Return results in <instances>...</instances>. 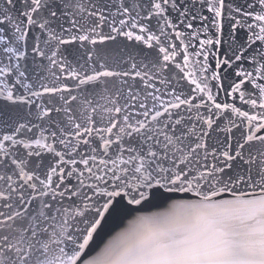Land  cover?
<instances>
[{"label": "snow or ice", "instance_id": "snow-or-ice-1", "mask_svg": "<svg viewBox=\"0 0 264 264\" xmlns=\"http://www.w3.org/2000/svg\"><path fill=\"white\" fill-rule=\"evenodd\" d=\"M0 264H264V0H0Z\"/></svg>", "mask_w": 264, "mask_h": 264}, {"label": "water", "instance_id": "water-1", "mask_svg": "<svg viewBox=\"0 0 264 264\" xmlns=\"http://www.w3.org/2000/svg\"><path fill=\"white\" fill-rule=\"evenodd\" d=\"M108 2V0H83V3L90 4V3H97L98 5L102 6L103 3ZM236 2L238 3H243L244 0H236ZM111 4L114 5L115 4V0H111ZM114 10V8H113ZM224 30H225V34H227L228 30H229V24L228 22H225V26H224ZM247 35V31L246 29H239L238 30V36L239 39L241 41H243L246 38ZM121 41L123 40V38H119ZM111 44L114 45V50L119 51L123 48V45H116L115 42H109ZM67 47V52L66 55L68 57L69 61L73 62V65L76 64L78 58L81 56L83 50L82 49H77L75 46H66ZM127 51H131L134 54H137V60L138 61H143L144 63H149V61L152 59L153 55H154V50L152 49H146V48H142V46L140 45H135L133 46L132 44L129 45V48L127 49ZM211 61V57L209 58ZM80 62L82 63L83 61L80 60ZM79 70V69H78ZM68 83H71V81H68ZM239 129L235 130V133H238ZM219 138H223V134H220ZM214 139H216V137H214ZM168 205L164 204L159 208H153L151 209V211H162L164 210ZM126 225V221L124 222V224H121L117 227H115V230L111 233V234H115V231H119L123 226Z\"/></svg>", "mask_w": 264, "mask_h": 264}]
</instances>
